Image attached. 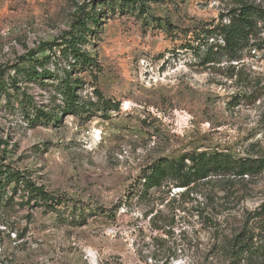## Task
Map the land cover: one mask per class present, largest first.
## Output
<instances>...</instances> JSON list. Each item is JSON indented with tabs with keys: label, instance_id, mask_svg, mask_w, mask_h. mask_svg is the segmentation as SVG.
Wrapping results in <instances>:
<instances>
[{
	"label": "rangeland",
	"instance_id": "obj_1",
	"mask_svg": "<svg viewBox=\"0 0 264 264\" xmlns=\"http://www.w3.org/2000/svg\"><path fill=\"white\" fill-rule=\"evenodd\" d=\"M241 1L264 6L158 0L140 14L120 0H0V139L8 144L0 163L55 198L50 208L27 202L21 186L5 187L0 264H264V171L143 188L161 159H264V44L243 50L238 63L220 54L203 62L207 46L221 43L207 31ZM91 15L97 22L86 21L83 48L97 67L77 75L78 95L108 106L30 123L23 95L22 104L56 108L60 98L50 100L66 64L52 58L46 79L23 71H40L39 61L58 54L44 45L77 33ZM15 68L22 73L13 87ZM235 239L254 255H235Z\"/></svg>",
	"mask_w": 264,
	"mask_h": 264
},
{
	"label": "trees",
	"instance_id": "obj_2",
	"mask_svg": "<svg viewBox=\"0 0 264 264\" xmlns=\"http://www.w3.org/2000/svg\"><path fill=\"white\" fill-rule=\"evenodd\" d=\"M158 0H120L118 5L125 6L138 11L140 14H145L149 5ZM227 21L223 23V18L219 24L208 30L207 37L220 39L221 43H214L207 46L206 53L203 58L204 64H213L215 59L212 55L220 54L226 57L229 63H238L240 61V53L252 46H263L264 44V6L256 5L254 2L241 1L238 6L231 9L226 15ZM92 23L97 22L95 15L87 16L81 23H78L76 32H67L61 38V42H54L48 46V50L53 52L56 48L57 53H51L39 61L40 71H37L36 65L29 68L28 71H23V77L27 80H39L48 78L51 73L44 69L46 63L53 60L63 61L66 68L62 69V75L55 78L54 85L55 95L51 97L50 103L55 104L57 98H60V105L56 108H48L46 106H30L22 104L26 100V95H23V100L20 101V108L23 116L30 123H43L46 125L57 124L63 117L68 115L78 114L79 112H89L92 107L100 104L108 106L107 102L83 101L78 92L81 90L83 81L77 77L87 70H93L97 67L96 60L83 48L86 43L87 34L90 32L87 29L86 21ZM213 52H215L213 54ZM57 56V58H56ZM56 58V59H55ZM38 61V60H37ZM22 70L15 68L13 75L10 78L11 86H16V79ZM7 87L0 78V96L7 94ZM8 98V96L6 97ZM115 109L117 107L114 106ZM6 149L8 144L2 138L0 139V148ZM264 171V159L251 158H234L229 154L222 152L207 153H191L179 157L177 160L161 159L155 162L143 177V188L149 190L152 188L161 187L163 183H168L169 180L175 182L177 188H187L190 185L215 177H246L257 175ZM16 184L21 186L24 193L27 194L28 201H34L36 204H44L46 207H52L55 198L50 193L46 192L42 186L29 181L18 171L7 165L0 163V194L6 186ZM4 197L0 195V202ZM237 240L235 239V242ZM236 247L237 256L254 255V248L246 245L242 241H237Z\"/></svg>",
	"mask_w": 264,
	"mask_h": 264
},
{
	"label": "built area",
	"instance_id": "obj_3",
	"mask_svg": "<svg viewBox=\"0 0 264 264\" xmlns=\"http://www.w3.org/2000/svg\"><path fill=\"white\" fill-rule=\"evenodd\" d=\"M251 53H252L253 56H255V57L257 56V54H256V49H253V50L251 51Z\"/></svg>",
	"mask_w": 264,
	"mask_h": 264
},
{
	"label": "bare ground",
	"instance_id": "obj_4",
	"mask_svg": "<svg viewBox=\"0 0 264 264\" xmlns=\"http://www.w3.org/2000/svg\"><path fill=\"white\" fill-rule=\"evenodd\" d=\"M126 107H128V104H127V103L125 104V108H126Z\"/></svg>",
	"mask_w": 264,
	"mask_h": 264
}]
</instances>
